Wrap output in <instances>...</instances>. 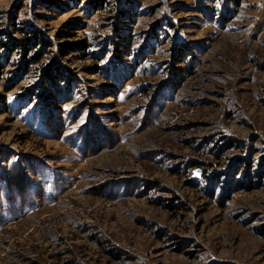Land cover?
Returning a JSON list of instances; mask_svg holds the SVG:
<instances>
[{
  "label": "rangeland",
  "instance_id": "obj_1",
  "mask_svg": "<svg viewBox=\"0 0 264 264\" xmlns=\"http://www.w3.org/2000/svg\"><path fill=\"white\" fill-rule=\"evenodd\" d=\"M1 31L39 42L0 47V264H264V0H0Z\"/></svg>",
  "mask_w": 264,
  "mask_h": 264
},
{
  "label": "trees",
  "instance_id": "obj_2",
  "mask_svg": "<svg viewBox=\"0 0 264 264\" xmlns=\"http://www.w3.org/2000/svg\"><path fill=\"white\" fill-rule=\"evenodd\" d=\"M92 1H97L98 5H102V3L105 0H92ZM0 34H2L4 36L3 39H0V47L6 49L8 51V53L16 51V50L21 51V54L24 57H26V55L28 54V52L30 50L36 49L38 42H39V39L37 38V36L34 33H32V34L28 33L27 35L24 34L23 38H21V39H10V35L6 34V32H4V31H1ZM5 38H9L10 42H8V43L4 42ZM223 142H225V141H223ZM229 147H233V144L231 141L225 142L223 144V146L217 145L215 149L221 148L220 154H223V151H225L226 149H229ZM196 165L197 164H194L191 167H195ZM236 165H237L236 167L232 168V169H234L233 175L235 173H239V170H241V167L244 166V163L241 164L240 166H238L239 162H237ZM224 176H226L225 172L224 173L222 172V173H219V174H216L213 176L212 186L209 190V192H210L209 197L210 198H213L215 196V186H216L217 182H219L220 179H222V177H224ZM255 177L259 178L260 175L255 176ZM252 181H253V177L251 176V174L248 172L247 173L244 172L242 177L240 179L234 181V183L237 184V186L240 187L241 189H246V188L251 189V187L253 186ZM227 186H228V184L226 185V187L221 188L222 189V195L220 196L221 200L228 199L229 189L227 190V193H226Z\"/></svg>",
  "mask_w": 264,
  "mask_h": 264
}]
</instances>
